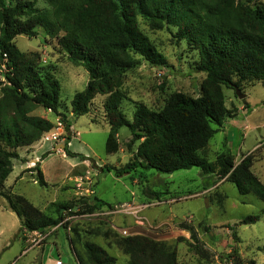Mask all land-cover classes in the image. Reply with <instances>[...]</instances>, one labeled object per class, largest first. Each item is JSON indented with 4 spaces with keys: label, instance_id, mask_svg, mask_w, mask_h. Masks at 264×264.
<instances>
[{
    "label": "trees",
    "instance_id": "1",
    "mask_svg": "<svg viewBox=\"0 0 264 264\" xmlns=\"http://www.w3.org/2000/svg\"><path fill=\"white\" fill-rule=\"evenodd\" d=\"M43 1L49 10L36 8L35 2L0 0V197L18 217L21 230L45 234L64 220L62 210L73 206H58V217H54L25 197L5 191L14 161L21 159L20 150L40 143L55 128L50 120L34 112L42 108L58 114L61 105V85L53 71L41 67L38 52L24 53L15 43L20 36H37L38 29L56 39L69 62L84 67L89 74L85 90L74 96L73 114H89L93 101L106 97L103 108L110 126L107 153L120 151L119 132L124 127L131 132L130 150L140 142L125 167L105 166L103 170L121 177L139 168L167 175L199 168L204 175L227 178L241 195H253L264 203V183L252 171V155L239 164L230 153L217 154L214 162L207 155L219 129L239 112L226 105L224 88L234 90L236 86L241 90L252 81L264 86L263 4L257 0ZM139 18L148 20L156 30L175 28L177 38L197 51V70L205 73L206 79L200 97L173 94L161 111L139 104L129 122L121 104L127 99L123 90L125 74L136 66L134 55L153 65L166 64L141 31ZM62 118L67 133L64 151L67 156L86 161L69 150L74 137L72 125L65 116ZM40 162L31 171L37 173L38 184L45 186ZM145 194L158 197L155 193ZM93 200L91 211L106 205L97 198ZM259 220L258 215L248 216L240 225H253ZM74 232L70 244L73 250L81 245V264H117L103 247L84 242L80 233ZM119 244L129 255L128 264H178L175 246L148 236H130ZM234 264L245 263L236 256Z\"/></svg>",
    "mask_w": 264,
    "mask_h": 264
},
{
    "label": "rangeland",
    "instance_id": "2",
    "mask_svg": "<svg viewBox=\"0 0 264 264\" xmlns=\"http://www.w3.org/2000/svg\"><path fill=\"white\" fill-rule=\"evenodd\" d=\"M6 1L9 3L10 0ZM22 1L35 2L40 10L50 9L43 0ZM257 2L264 5V0ZM139 25L166 64L153 65L134 55L136 66L125 74L123 90L127 99L121 104L129 122L133 121L139 104L161 111L173 94L200 97L206 79V74L197 70V51L177 38L175 28L156 30L144 18H139ZM37 32L33 38L20 36L15 43L24 53L38 52L41 67L53 71L61 85V105L58 114L41 108L34 115L50 120L55 127L57 120L63 122L62 115L65 116L72 125L75 138H72L69 150L87 160L67 156L57 147L65 144L64 122L63 131L53 130L48 135L52 147L40 143L34 156H30L32 150L29 148L20 150L21 159L14 161V171L7 180L5 191L25 197L54 217H58V206H73L61 212L63 219L68 220V226L50 235L49 231L41 235L21 230L18 217L0 197V264H57L58 260L64 264H81V245H76L73 250L70 244L76 236L74 230L80 233L84 242L103 247L116 258L117 264H128L129 255L119 243L130 237L124 236L123 230L134 232L136 228L140 229L138 235L146 234L156 241L175 246L178 264H234L236 256L245 264L251 260L264 264V203L253 195H241L227 178L204 175L199 168L172 175L139 168L121 177L114 171L103 170L105 166L125 167L140 142L132 145L130 150L131 132L124 127L119 132L120 151L107 153L110 126L103 108L106 97H97L89 114L75 116L72 102L74 96L87 87L89 74L84 67L69 62L56 39L48 37L42 29ZM241 91L247 95L245 100H240L235 90L224 88L228 108L240 107L241 110L236 118L228 120L224 128L219 129L210 142L207 155L209 161L214 162L217 154L230 153L237 164L252 155V171L264 183V86L252 81L244 84ZM54 133L59 134L56 142L52 138ZM47 153L50 154L41 164L46 185L41 186L37 173L31 171L36 164L30 159L39 155V163ZM23 166L33 167L21 174L23 181L15 183ZM145 191L158 194V197L145 194ZM95 198L106 205L91 211ZM125 203L145 205L146 208L137 215L111 214L116 206ZM255 215L260 216L256 224L240 225L243 219Z\"/></svg>",
    "mask_w": 264,
    "mask_h": 264
},
{
    "label": "built area",
    "instance_id": "3",
    "mask_svg": "<svg viewBox=\"0 0 264 264\" xmlns=\"http://www.w3.org/2000/svg\"><path fill=\"white\" fill-rule=\"evenodd\" d=\"M64 129V124L62 121L60 120H57V124H56V127L54 128V130H57V132L59 131H63ZM58 135L57 133H54L52 138H53V141H58ZM145 205H138L136 206L135 204H131V203H125V204H122L121 206L118 205L115 207V209H113V211H111V214H120V213H130V214H133V215H137L139 214L141 211H143L145 209ZM68 220H63L58 226L52 228L50 231H49V235L56 232L57 230H59L60 228L62 227H66L68 226L67 225V222ZM71 230V226L68 227V231ZM140 229L139 228H136L134 229V232H131L130 230H123L122 231V234L124 236H132V235H138V231ZM37 233V232H35ZM40 234V233H39ZM42 235V234H41ZM57 264H64L62 260H58L57 261Z\"/></svg>",
    "mask_w": 264,
    "mask_h": 264
},
{
    "label": "crops",
    "instance_id": "4",
    "mask_svg": "<svg viewBox=\"0 0 264 264\" xmlns=\"http://www.w3.org/2000/svg\"><path fill=\"white\" fill-rule=\"evenodd\" d=\"M245 106H248V104L246 103ZM240 110H241V108L239 107V111H240ZM226 123H227V122H226ZM226 123L224 124V126L226 125ZM224 126H223L222 128H224ZM222 128H220V129H222ZM48 135H49V134H47V136H46L45 138H43V140H42L40 143L51 144V147H52L53 144H52L51 139H49ZM74 139H75V138L73 137V140H74ZM40 143H38V144H40ZM38 144H36V145L32 146L31 148H29V149L32 150L30 156H34V155H36V154L38 153V150L36 149V146H38ZM60 146H61V145H59V146H57V147H60ZM60 149H61V148H60ZM62 152H63V151H62ZM39 159H40V157H39V155H37V157H35V158H31L30 160L33 162L34 160L39 161ZM44 162H45V161L40 162V167H41V170H42V171H43V169H42L41 164L43 165ZM32 167H33V166H23V167H21V169H20V173L17 174V176H16L15 183H18V182L23 181V180H24V177H20L21 174H22L24 171H26V170H28V169H31ZM43 174H44V173H43ZM44 177H45V176H44ZM6 183H7V182H6ZM91 193L93 194V192H91Z\"/></svg>",
    "mask_w": 264,
    "mask_h": 264
},
{
    "label": "water",
    "instance_id": "5",
    "mask_svg": "<svg viewBox=\"0 0 264 264\" xmlns=\"http://www.w3.org/2000/svg\"><path fill=\"white\" fill-rule=\"evenodd\" d=\"M234 90H235V93H236V96L240 99V100H245L247 98V95L245 93H242V91L238 88V87H234ZM60 148L62 150H64L65 146L64 145H61ZM35 164L38 163L37 160H34ZM144 236H148L146 234H143ZM149 237V236H148Z\"/></svg>",
    "mask_w": 264,
    "mask_h": 264
}]
</instances>
